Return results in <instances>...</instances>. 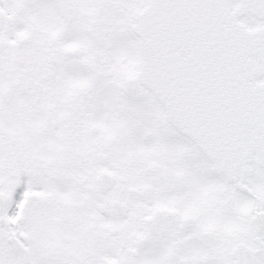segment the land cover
Wrapping results in <instances>:
<instances>
[{
	"label": "snow or ice",
	"instance_id": "obj_1",
	"mask_svg": "<svg viewBox=\"0 0 264 264\" xmlns=\"http://www.w3.org/2000/svg\"><path fill=\"white\" fill-rule=\"evenodd\" d=\"M0 264H264V0H0Z\"/></svg>",
	"mask_w": 264,
	"mask_h": 264
}]
</instances>
